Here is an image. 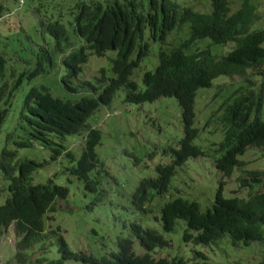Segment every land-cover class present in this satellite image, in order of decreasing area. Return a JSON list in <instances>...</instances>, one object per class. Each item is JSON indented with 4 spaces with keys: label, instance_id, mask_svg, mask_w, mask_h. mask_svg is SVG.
Instances as JSON below:
<instances>
[{
    "label": "trees",
    "instance_id": "1",
    "mask_svg": "<svg viewBox=\"0 0 264 264\" xmlns=\"http://www.w3.org/2000/svg\"><path fill=\"white\" fill-rule=\"evenodd\" d=\"M263 1L238 0L233 8L231 0H209V10L199 12L174 0H78L74 9L69 8L70 17L61 19L59 13L56 17L50 14L37 22L40 37L29 41L35 45V62L22 70L12 66L16 47L1 41L0 123L25 81L27 87L15 114L22 140L16 144L28 147L36 142L50 151L48 159L36 161L19 157L15 149H0V174L7 181V196L0 204V231L12 226L18 263L26 260L24 249L52 235L58 258L35 256L33 262L64 264L71 259L88 264H185L178 257H154L148 253L165 246L167 240L161 233L172 231L178 220L184 224L183 242L206 245L223 239L239 247L264 240L260 229L264 224V169H247L245 162L237 158L247 147L264 150V118L260 117L264 86ZM33 5L32 14H39V4ZM4 9L0 3V18L9 11ZM227 45L229 48L223 51L211 49ZM152 48L155 65L141 69L140 64ZM108 51L113 53L107 56L108 68L99 67L98 73L85 77L83 66L88 57H101ZM139 70L142 73L137 83L134 77ZM40 76L48 80L37 83L34 79ZM52 76H58L55 84L60 89L76 96H53L49 84ZM231 78L237 79L230 85L222 83ZM257 78L260 85L256 92ZM119 90L123 101L133 104L173 98L181 123V136L161 150L165 158L160 156L153 176L133 185L128 196L130 206L146 213L144 205L151 197L168 191L176 167L189 157L208 154L195 142L202 130L197 125L203 122L207 133L221 135L220 140L208 145L213 146L208 151L218 153L212 159L216 170L222 177L234 169L243 173L236 177L237 187L246 188L247 195L224 197L219 185L210 207L203 211L195 200L166 199L153 215L160 228L131 221L129 234L115 238V250L93 256L70 250L59 228L47 232L43 220L46 213L55 210V201L66 198L70 178L81 183L84 193L94 195L89 205L107 192L102 180L115 181L96 152L100 131L90 123L100 107L111 105ZM207 90L212 91L213 99L204 104L211 108L203 119L205 112L196 110V102L199 92ZM70 135L81 140L76 149L65 145ZM60 156L56 170L64 173L63 183L53 181L56 173L41 183L31 181L33 172ZM133 238L143 248L142 253L134 251Z\"/></svg>",
    "mask_w": 264,
    "mask_h": 264
},
{
    "label": "rangeland",
    "instance_id": "2",
    "mask_svg": "<svg viewBox=\"0 0 264 264\" xmlns=\"http://www.w3.org/2000/svg\"><path fill=\"white\" fill-rule=\"evenodd\" d=\"M77 1L0 0V3L4 5V10L10 11H5L2 14L3 18H0V43L5 41V44H12V47H16L12 66L17 70L31 67L36 56L35 51H33L35 45L29 43V41L34 42L36 37H40L37 22L44 19V15L49 16L50 14L56 17L59 13L62 15L61 19L70 17L68 15L71 11L69 8L74 9V4ZM174 1L189 6L195 11L205 12L209 10V0ZM237 1L231 0V7L235 8ZM34 3L40 6L37 7L40 11L39 14H32V7L36 6L33 5ZM262 6L264 12V1ZM228 48L229 45L226 47H211L213 51H223ZM112 55L113 53L108 51L101 57H88V62L83 66L85 77L92 76L95 72L98 73L99 67L107 69L109 65L107 56ZM142 63V65L140 64L141 69L146 66L147 69H151L155 65L154 48L149 51L147 58ZM141 73V70L137 71V76L134 77L137 83L140 82ZM57 78L58 76H52L50 79L51 94L63 99L75 97V93H67L55 84ZM236 79H226L222 83L230 85ZM257 79L256 92L260 85V79ZM34 80L37 83L44 84L48 77L40 76ZM29 83L32 84L33 79ZM26 87L27 85L23 81L21 89L16 95V102L8 112L5 120L0 123V149L5 146L9 149H15L19 157L40 161L48 159L50 151L42 149L36 142L28 147H19L16 144L17 141L22 140V130L19 129L15 116L16 108L19 106L23 90ZM262 88L260 117L263 119L264 86ZM209 98L213 99L211 90L199 92L196 110L199 113H202L201 109L204 110L203 119L207 117V111L211 108L210 105L207 107L204 105L209 101ZM216 106L212 109H215ZM94 114L90 124L97 128L101 134L100 145L96 146V152L110 169L115 181L102 180L103 183L107 184L105 186L107 192L99 197L100 200L97 203L89 205V201L94 195L84 193L81 189V183L72 177L69 180L70 182L67 183L68 193L66 198L55 201V210L46 213L43 220V229L48 232V230L56 229L57 226L59 228L58 232L61 233L70 250L90 253L93 256L115 250V238L129 234L128 226L131 221L140 223L141 226L145 227L160 228L156 224L153 215L158 212L159 205L169 198L180 197L186 200H195L199 209L203 211L210 207L219 185L220 193L224 197H246V188L237 187L236 181L237 175L243 176V173L234 169L229 176L222 177L216 170L212 159L218 156V153L208 151L209 148L213 147L208 145L212 141L220 140L221 135L220 132L217 134L207 133L203 122L197 125L202 130L200 129L195 142L199 146L205 147L202 149L204 153L207 152L208 154L189 157L182 165L176 167L168 191L161 195L154 194L149 202L144 205L146 213L138 211L128 203L129 193L139 179L153 176L154 165L161 158H165L161 154V150L170 145L172 140L174 143L181 136L179 108L171 97H161L152 102L140 104L124 102L122 92L119 90L114 94V99L109 107H100ZM8 134L9 137L7 138ZM68 137H66L65 142L67 149H76L78 144L81 143L79 136L70 135ZM134 156L138 159H134ZM166 158L168 159L167 156ZM237 158L245 162L244 167L247 169H264V150L262 148L247 147L245 152L238 155ZM60 159L61 156L56 158L55 161H50L38 171L33 172L31 181L41 183L46 177H52L56 173L53 181L63 183L64 173H59L61 171L56 170L60 164ZM6 196L7 181L0 174V204ZM183 228V222L178 220L172 231L161 233L167 240L165 246L156 247L148 253L154 257H178L183 259L185 264H201L202 262L206 264L264 263V240L253 241L248 245L239 247H232L223 239L213 244L197 245L190 241L183 242L181 240ZM260 229L264 232V224L260 226ZM132 247L136 253L144 251L135 238L132 239ZM15 253V237L10 225L4 231H0V264H37L32 260L35 256H43L48 259H55L59 256L52 235L43 237L31 247L24 249L23 253L26 260L23 263L17 262ZM64 264L88 263L68 259L64 261Z\"/></svg>",
    "mask_w": 264,
    "mask_h": 264
}]
</instances>
